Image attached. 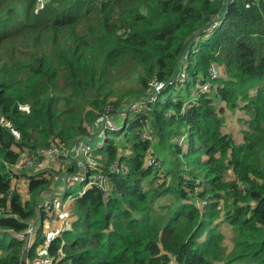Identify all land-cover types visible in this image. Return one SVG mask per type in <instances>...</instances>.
Listing matches in <instances>:
<instances>
[{"label": "trees", "instance_id": "trees-1", "mask_svg": "<svg viewBox=\"0 0 264 264\" xmlns=\"http://www.w3.org/2000/svg\"><path fill=\"white\" fill-rule=\"evenodd\" d=\"M250 2L0 0V264L36 258L47 239L37 226L26 251L17 235L47 219L39 201L53 174L14 166L56 141L70 147L88 126L103 140L94 155L110 190L75 194L52 264H264V0ZM155 78L165 83L157 102L131 119L126 105ZM219 103L247 117L240 143ZM108 107L119 129L104 135ZM24 178L28 200L14 188Z\"/></svg>", "mask_w": 264, "mask_h": 264}, {"label": "built area", "instance_id": "built-area-1", "mask_svg": "<svg viewBox=\"0 0 264 264\" xmlns=\"http://www.w3.org/2000/svg\"><path fill=\"white\" fill-rule=\"evenodd\" d=\"M236 1L238 0H228V3H234ZM247 1L249 2L247 7H249L251 2L250 0ZM182 64H186L185 59L182 60ZM185 69L186 67L183 66V71L181 74L182 82L187 78ZM209 74L212 80H216L223 75V72L216 63H212L209 69ZM198 83L199 84L197 87L199 90H201V92L210 93L212 91V83L203 82V80H199ZM164 88V82H160L157 78L153 79L149 83L147 95L144 98L136 99L127 104L125 110L133 114H147V112H149L152 106L157 102V96ZM112 114V108L108 107L103 114L100 127L97 128L100 134L105 135L107 131L115 132L119 129V126H117V124L113 121L114 117ZM0 125H6V122L3 118H0ZM95 130L96 128L93 126H88L87 135L77 139L70 147H66L60 141H56L47 151L43 152L42 154L46 161H48V159L50 160L48 162H59L61 160H65L68 163H75L78 173L75 176H72L71 182L78 177L83 178L86 181V188L82 192H79L80 196H82L90 187H97L106 194H108L110 190V181L104 173V167L100 162V158L94 155L95 149L90 145V138L94 136ZM143 137L148 138L146 135H143ZM180 143H183V139L180 141ZM153 162L149 159L148 165H151ZM42 166V162L37 161L35 158L29 155H24L19 161L18 165L14 167L16 170L33 167L37 172H40L42 170ZM110 169L117 173L124 171L118 161L114 163ZM76 197L77 196L75 194H71L66 198V201H73L76 199ZM204 204H201V206ZM40 208L41 211L46 214V216L51 217L55 215V217H58L61 229H58L56 232L50 234L43 246L38 248V256L32 260L26 258L24 264H52L54 262V258L49 255V246L51 242L61 234L62 231L69 227L73 217L72 211L66 207V202L62 204L59 193H56L55 191L49 193L48 198L43 202V205ZM37 226L38 225H36V222H33V224H31L28 230L25 232L27 237L21 235V238L26 239V251H28L32 246V241L34 240Z\"/></svg>", "mask_w": 264, "mask_h": 264}, {"label": "crops", "instance_id": "crops-1", "mask_svg": "<svg viewBox=\"0 0 264 264\" xmlns=\"http://www.w3.org/2000/svg\"><path fill=\"white\" fill-rule=\"evenodd\" d=\"M222 106L224 107L223 104L221 105V107ZM98 141H100V139H99L98 134L96 135V130H95L94 136L90 138V145L95 150H97V148H99L102 145L103 140H101V142H98ZM99 158L100 160L103 159L101 156H99ZM48 161L50 160L48 159ZM48 161H46L45 158H43L40 161L43 163L42 170L40 172H37L36 169L34 168L33 169L26 168L22 171H26L30 176H35L37 174H45V175L50 174V173L53 174L52 186L49 191H46L45 193L42 194L40 201H39L40 207L43 205V202L48 198L49 193L55 191L56 193H59L60 201L62 202V204L66 202V207H68L69 210L73 211L75 200L66 201V198L69 196L67 195V193L74 192L71 194H76L78 192H82L86 188L85 186L86 181L85 179L78 177L74 181L71 182L72 176H75L77 174V173L74 174V172H70L69 166L72 165V163H68L65 160H61L59 162H48ZM60 166H62L63 171L61 172H58L59 170L56 171V169ZM55 172H58V173L55 174ZM48 176L49 175H47V177ZM14 188H17L20 191V193L23 195L25 200H28L30 198L29 181H27L25 178L15 182ZM39 219H40V215H38L34 220H32V222H36V225L38 226L40 225L43 226V229H44L43 231L46 237H48L53 232H56L58 229L59 230L61 229L60 221L59 219L58 220L56 219L55 215L51 217L47 216V219L42 223L40 222ZM72 220H74V217H72L71 221ZM223 229H224L225 235H227V232H226L227 226L224 225ZM171 264H175V262L173 261Z\"/></svg>", "mask_w": 264, "mask_h": 264}, {"label": "rangeland", "instance_id": "rangeland-1", "mask_svg": "<svg viewBox=\"0 0 264 264\" xmlns=\"http://www.w3.org/2000/svg\"><path fill=\"white\" fill-rule=\"evenodd\" d=\"M44 2H45V0H41V5H43ZM134 85H131V84H129V86H124L123 85L119 89V94H123V93L127 92L129 90V88H132ZM113 100L115 101L116 98H114ZM60 104H62L61 106H63V102H61ZM219 104L222 105V103H219ZM221 105H219L218 108H222L223 109L222 115H223L224 120H225V131L228 132V133H234L235 136L238 137V140H239L238 143H240V141H241L240 140V136L241 137L243 136L242 135V131H243V129L246 126L247 117L238 108L235 109V110H229L227 107H225V105H224V107L223 106L221 107ZM124 112L130 113L129 117L131 119L134 117L133 113L128 112L127 110H125ZM121 125H123V122H121ZM99 139H100V141H98V142H101L102 138H99ZM122 144H125V140L122 141ZM72 165L76 167L75 163H72ZM62 169H63L62 166H60V167H58L56 169V171L59 170L58 172H61V171H63ZM58 172H55V174L58 173ZM56 219L58 220L59 218L56 217ZM220 222L221 223L223 222V216H222ZM224 225L227 226V230H226L227 235H226V238H225L224 242H226V245H227L226 247L228 249L227 251H228V254H229V253H231L233 251V248H234V243H233L234 232H233V230H232L230 225L223 223L221 225V230H222L223 233H224V229H223ZM17 237H21V235H17ZM234 264H239V263H234Z\"/></svg>", "mask_w": 264, "mask_h": 264}]
</instances>
